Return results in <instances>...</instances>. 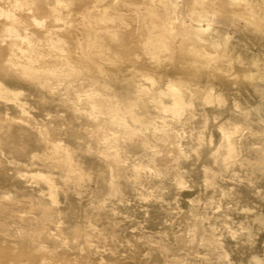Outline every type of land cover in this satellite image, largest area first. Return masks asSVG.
Segmentation results:
<instances>
[{
	"label": "rangeland",
	"instance_id": "rangeland-1",
	"mask_svg": "<svg viewBox=\"0 0 264 264\" xmlns=\"http://www.w3.org/2000/svg\"><path fill=\"white\" fill-rule=\"evenodd\" d=\"M176 1L181 6L176 13L179 23L182 25H192L194 27L198 26L201 29L203 28L199 34H197V31L193 33H196L195 35L200 37L203 35V42L199 41L200 39L197 38V36L192 35L194 36L192 38V36L185 35V37L181 31H177L178 33L175 32L173 34L174 42H172L174 43V46L171 44L172 42H170L167 49L161 48H166V45L162 46L161 44H157V42H155V44L152 43L151 46L146 45L147 49L151 47L149 51L145 48V50H143L144 45L141 46V49L140 45L142 44L135 46L137 51H132L131 55L127 54L126 52L116 53L112 49H108L107 51V48L105 47H103L105 49L102 47L96 48L94 53L98 56H103L105 62L103 68L108 72L117 71V69H119L123 71L124 76L127 78L140 77L141 75L143 76V74L148 78L150 77L149 79H147V77L141 78V83L143 85L145 84L144 88L146 90H149L152 86L154 87L152 82L156 81L157 78H160L158 83H160L161 88L165 89V81H171L173 77L175 82L177 79H179L181 82V78L183 77L182 81L185 83L187 82L185 87H183L186 98H188L193 104L189 106L190 108L186 107V113L188 110V115L182 118V120H185L186 124L184 125V129L187 131V134H185V142L182 141L181 144V146L184 147V149L181 147L185 153L184 156H182L181 160L179 159V162L175 168H172V166H169V164L165 166L166 168L162 165L161 167L158 166L161 170H165V173L157 174L158 176L153 173L149 174V171L147 172L144 170L136 171V173L134 170L133 174L132 164L144 158V150L143 147L140 146L141 142L139 141V138L135 137L131 142L126 141L125 143L120 141L118 144L120 145L121 143L120 146L125 147L124 152L121 153L123 160L125 159V165L121 164V169L118 173L119 176L116 177L119 183V193H114L110 187L112 177L109 174V171L106 170L107 167L104 166L102 159H98L97 161L94 156L91 157L88 154H86L88 157L86 158L88 160L85 159V162L88 163L87 166H89L90 163L91 165L88 168L85 162V165H83L85 173L90 176L89 180L85 182L81 188H76L77 190H74L75 192L71 190L72 186L70 190H67V192H64L66 190L63 191L62 189H54L53 192L56 194V197H58L59 200L58 205L53 206V204H51L50 197H47L48 191L43 188L42 182L40 183L39 181H35L29 176L24 175V178H20V182L23 181V184L21 183V190H18V192L13 191V189H10L11 191L5 189L7 192L9 191L7 194H5L6 191L3 189L2 192H5L3 194L0 190V198L3 197L4 200L3 202L0 199V204L2 205L4 203L3 205H6L3 207L5 209H3V211L5 213L8 212V216L11 215V217L7 219V221L10 220L9 222L14 223L15 221H18L17 217H23V222H25L26 227H29L28 216L32 215L33 213L35 215L33 214L30 216V218L33 216H38L39 214L41 215L39 209L36 210L34 207H31L34 208V210H30L29 206L39 203L44 207L50 205L47 207V209H49L50 212H53V214H55L54 212L57 213L58 211L59 215H57L59 217L57 218H63L61 222L60 220H57L56 223V219L54 220L55 222H48L44 228L45 234H43V238L41 237L40 239H35L33 241H28L25 239L21 240L20 238L18 239L14 232V234L11 232L12 234L8 235V239V236L4 235L3 232L0 231L1 248L8 249L12 253H15V255H20V253L22 254L23 250L25 251L24 256L19 257L21 264H42L41 260L37 259L39 255L34 252L35 250L33 248L35 246L38 248H46L45 250L48 251L46 253H50L48 256L50 258L52 257V264H264V31L261 30L264 27V14L259 13L260 10L263 12L264 7L258 4L257 6L256 3L258 2L253 0L255 3V6H253L254 9L250 3L243 10L245 16L239 19L238 16L228 15L227 10L229 9L227 8V1L224 3L216 2L217 4L215 3L216 6L213 10H204L199 8V15L197 14L192 16V18H189L185 14V12L189 9V0ZM142 7L143 6H140L139 8V10L141 9L139 14L144 11L143 9L145 7ZM249 7L251 8L250 10ZM7 9H9L8 4H6L5 1L3 2L0 0V10L5 11ZM217 9H220L221 12ZM234 9H236V11H242L240 7L238 9V7L235 6ZM215 10L216 12H214ZM145 12H148V10H145ZM253 13H256V15L253 16ZM179 15L180 17H178ZM142 16V14L139 15V20L141 23L140 25H142V32L144 33L148 32L150 29L151 22L149 23L150 20L148 17L146 18V22H141V20L144 19ZM144 16L146 17V14ZM116 17H119L120 20ZM116 17H114L116 19L113 18L114 22H111L112 19L107 20L109 22H107L109 24L108 26H113L115 30H117L116 28L120 29L122 23H120L121 19L124 20L125 18L126 20H129L134 16L133 14L124 13L122 14L121 18L118 15H116ZM41 18V16H38L39 20H41ZM0 22L5 23L3 18L0 19ZM208 25H210V27H208ZM258 25H260V27ZM144 26L146 28H144ZM184 38H186L188 41ZM5 39L7 40L9 38ZM192 39H196L199 42H195V47L193 46L194 41H192ZM225 40L227 50L224 54L217 50L213 51L212 46L209 44L211 41L222 44ZM153 45L156 46V50L158 48L160 50L158 49L156 51L152 47ZM176 45H178V47ZM180 45L181 47L183 45L185 48H182V50H184V54L188 55L190 60L193 58V65L191 64L192 60L190 62L187 56H185L184 60L182 61L181 58L184 57V54L182 53L183 51H181V48H179ZM191 45L193 46L192 49L190 48ZM197 46L202 48L204 51L206 50L205 52L207 53H212L211 56L209 54L210 58L207 56V61L209 63L211 61V65H217L218 63H223L225 65L229 60L232 62V68L230 67L232 71L229 67H227L229 70L228 73L224 72L227 69L226 67H223L224 69L222 70H215L214 68V70H209L207 68V70L204 71L206 69L205 67H207L203 64L205 62L204 58L201 59L202 56L200 57V54L198 53H196L198 54L197 56L193 55L195 53V50L193 49ZM186 47L191 49L188 50L187 53H185L187 50ZM169 48L171 50L175 48L174 54L175 52H181V57L179 54H175L176 57L177 55L179 56L176 58L177 60L179 59L178 61L174 59L175 57H173V51L169 50ZM100 49L106 50V53L102 50L100 51ZM152 49L155 51H151ZM142 50L146 53L142 52ZM147 51L151 53H147ZM216 52L221 55L219 56ZM6 54H10L12 56V52L4 53V55ZM14 54L16 55L15 58L18 60V62L22 63L25 61L23 56H21L17 50L14 51ZM151 54L154 55H152L153 58L151 57ZM222 55H228L227 59H225V57ZM155 56H157L156 59ZM171 57H173V60ZM188 61L189 63L186 65ZM198 61L199 63L197 64ZM167 62L172 63L170 65ZM253 62H255V64H253ZM201 63L204 67H202ZM168 64L171 67H169ZM178 64H184L185 67L179 66ZM190 64L192 66H190ZM145 69L151 70L146 71ZM171 69L173 72L177 70V77L174 76L175 72L173 73ZM202 69L204 72L201 71ZM194 70H196V72ZM181 71L185 73H182ZM190 71L193 72V75L195 73V76H193ZM164 75L167 77L169 76L170 79L164 77ZM171 75L172 77H170ZM207 75L209 79L212 78V80L207 79ZM184 77L186 78L184 79ZM191 79L195 82L193 83ZM145 80L151 82L149 83ZM197 80H199L198 83H200V85L196 83ZM201 80L204 82H201ZM177 83L179 82L177 81ZM196 84H198V86ZM12 85L13 84L11 83L9 86L7 84L8 87L15 89L16 87ZM63 86L64 85H62V87ZM191 88L195 91L192 92L190 90ZM110 89L111 96L113 95L112 97H114L113 89L111 87ZM154 89H156V87ZM204 89L206 91L208 89H212L215 95H221L224 97L225 104L223 103L222 106L217 105L216 103H206L200 96L202 94H200V91H203ZM95 91V88L85 85L78 89V95L81 97V99H85L88 94L96 95L97 93ZM112 99L116 101L117 97ZM146 100L150 101L148 96L145 98L143 97V102L140 101L142 105L140 106L141 103H139L135 108L137 110L134 109L135 114L139 110L138 112L140 115L138 113L136 115L141 117L144 122H148V115L145 112H142L140 107L153 106L152 103L148 104V101ZM166 100L168 99L165 98L164 101L166 102ZM12 104L13 103L11 102H7V105L5 104L4 106L7 109L10 108ZM4 106L0 103V108H2V110H5ZM26 107L29 110V114H33L31 116L29 115L30 117H43L48 121L53 118L50 114L38 115L35 109L36 105L32 101H28V105L26 104ZM8 113H10L12 116L14 115L13 118L17 121L15 112L8 110L7 114ZM58 114L62 116L61 113ZM167 120L171 122L169 118H167ZM236 122L241 123L242 125L245 123V127H242V129L245 128V130L239 132L237 134L238 136L235 135L231 138L232 142L237 144L236 154L238 161L230 164L227 170L224 168V166H222L221 162H215L214 165L212 157L218 148H221L218 149V151H222L220 154H226V151L222 148L223 135L221 134L220 127L229 131L232 129L231 125ZM55 126H57L56 133H61H59L60 137L58 139L60 140V138H62L65 143L70 142L67 135L65 137V134H68V130H70L67 123H65L64 126L61 124H55ZM176 128V130L179 129L178 127ZM93 130L94 129L91 126L84 128L82 131L83 133L81 134V136L84 138L81 137L79 140L75 141V144H77H74L76 148H80L82 150L81 147L83 146L85 148L89 140L90 144H93L91 146L96 148V141L94 143V139L90 138V136L94 133ZM117 131L118 133L120 131V133L116 135V139L119 141L121 140V137H123L124 131L121 128ZM239 134H241V138H239ZM198 136L201 140L200 143L196 140ZM237 140L239 141L237 142ZM63 141L62 144L64 143ZM101 142L102 141L98 142L100 147ZM125 145H129L127 146L128 150ZM104 148L108 153L112 150H115V148L110 149L109 146L107 147L106 145ZM86 149L87 148H85L84 151ZM33 150L36 151L37 149L33 148ZM127 151H129L130 154L132 153L131 156ZM2 155L3 158L1 159ZM16 155L12 156L7 151L6 155L5 153L0 152V168L7 166L9 173L15 172V169L20 167L18 161L19 156ZM5 156L6 158H4ZM93 158H95V160ZM1 160L4 161V164ZM9 161L11 164H9ZM96 164L98 166H96ZM206 165L211 168L212 175H208L206 170L205 172L203 171ZM243 165H247L248 167ZM124 168L126 170H124ZM39 170L46 171L45 169L41 168ZM99 170L101 172L97 173ZM174 175L181 177L182 182L184 183V186L182 185L183 188L185 187L184 189L182 186L180 187L177 185L176 177ZM54 178L55 181H57L58 174L55 175ZM106 180H109L110 182ZM204 180L208 181L209 185H207ZM28 182L30 183L28 184ZM137 184L139 186H137ZM25 185L26 188H30L28 189L30 192L25 188ZM125 185L129 186L126 187ZM176 186H179V188ZM105 188L106 191H104ZM107 189L109 191H107ZM22 190L23 194H19V192ZM44 190H46V192ZM123 190H125L124 192L127 194H122ZM145 191H149V195ZM39 192H41L40 194L42 196L38 194ZM151 193H153L152 195L154 196H152ZM27 195H33L32 197L34 198L28 197ZM64 195L66 197H64ZM36 196H39V198H35ZM96 197H98V199ZM109 197L111 199H109ZM120 197H122V199ZM4 198H6V200L8 199L13 201L7 200L5 203L6 200ZM96 201L97 203H95ZM78 202L81 203V206ZM100 202L103 203V208L98 210L96 207L98 206L97 204H100ZM73 204L76 207H83L84 212L80 210L81 208L74 207ZM72 205L74 208H76V210L73 209ZM55 206H57V209H55ZM67 207H71V210ZM9 208L12 210L10 209L9 211ZM6 209L8 210L6 211ZM88 211L89 214L87 213ZM107 211H109V213ZM95 213H97V215ZM90 214L91 217H89ZM70 216H72L73 219H79L77 223L80 225H78V227L81 229L82 234L80 237L81 239L77 240L75 244H70L72 243L70 241H72V230L75 229L77 223L75 224L74 222H76V220L74 219L73 221ZM65 218L71 219L64 221ZM66 221H69V224L66 223L67 225L73 226L70 228L65 223V226H62L63 222ZM92 222L95 224H92ZM107 222L109 224L106 225L105 223ZM110 224L116 227L114 228ZM84 225L86 226L85 228ZM89 225L91 227L95 225L94 229L89 227ZM106 227H109L110 229L107 230ZM90 228L91 231H94L93 234L90 231ZM95 228L97 230H95ZM84 229H86V235L89 234V236L87 235L88 237L86 236V238H84ZM85 239L88 240L85 242ZM210 239L214 242L212 241L211 243ZM59 242L64 243L61 245ZM87 242L89 246L87 245ZM21 243L24 244L21 245ZM76 243L78 245H76ZM163 249L166 252H164ZM8 261V264H20L17 263L15 259Z\"/></svg>",
	"mask_w": 264,
	"mask_h": 264
},
{
	"label": "bare ground",
	"instance_id": "bare-ground-1",
	"mask_svg": "<svg viewBox=\"0 0 264 264\" xmlns=\"http://www.w3.org/2000/svg\"><path fill=\"white\" fill-rule=\"evenodd\" d=\"M2 1L3 2L5 1V3L8 4L9 9L5 11L0 10V17H1L0 19L3 18L5 22V23L0 22V103L3 106L5 104L7 105V102H11L13 104L10 107L11 109L10 108L6 109L5 106H4L5 110H2V108H0V152L5 153L6 155V151H7L12 156L17 154L16 156H19L18 161H19L20 167H17L15 169L16 170L15 172L11 171L12 173H9L7 166L4 168H0V190L1 192L3 191V189L4 191H6L5 189L7 190L13 189V191L15 192H18V190L20 191L21 186H22L21 183L23 184V181L20 182V178L29 176L31 179H34L35 181H39L40 183L42 182L43 188L48 191L47 197L48 198L50 197L51 204H53V206L58 205L59 200H58V197H56V194H54L53 192L54 189L56 190L62 189L63 191L66 190L64 192H67V190H70L72 186L71 190L75 192L74 190L81 188L82 185L89 180L90 176H88L84 170V165L86 163L85 161L88 160L87 159L88 157L86 154H88L91 157L94 156L97 161L98 159L99 160L102 159L104 166L107 167L106 170L109 171V174L112 177L111 182L109 180H106V181L110 182V187L112 188L114 193H119L120 192L119 183L116 177L119 176L118 173L121 169V164L125 165L124 163L125 159L123 160V157L121 156V153L124 152L125 147L120 146L121 143L120 145L118 144L120 141L125 142V143L126 141L131 142L135 137L139 138V141L141 142L140 146L143 147L144 151L141 149L140 146L139 147L144 152L145 155L143 154L144 158L141 160L139 159L140 161H137V162L133 161L134 162V164H132L133 172L131 170L133 174H134V170H135V173L136 171L144 170L147 172L149 171V174L150 173L151 174L153 173L155 175L163 174L165 173L164 172L165 170L160 169L161 165L165 167L167 164H169V166L171 165L172 168H175L177 166L179 159L181 160L182 156H184L185 154L183 151L184 147H182L181 144H182V141L185 142L184 141L186 138L185 134H187V131L184 129V125L186 123H185V120H182V118L188 115L187 114L188 110L186 113V107L190 108L189 106L193 105L192 102L189 101L188 98H186V94L183 89V87H185L187 82L186 83L183 82L182 81L183 77H182L181 82L183 83H181L179 79L176 78L177 70L174 71L175 72L174 73L171 69V71L175 74V75L174 74L172 75L176 76L175 78L177 79L179 83H177V81L175 82L174 78L171 75L170 77H172L173 81L172 79L171 81L169 80L165 81L166 83L165 89L161 88L160 83H158L160 78L159 79L157 78L156 81L152 82L154 87L151 84L152 87L149 90H146L144 88L145 84L143 85L141 83V78H146L147 76L143 74V76L141 75L140 77L127 78L126 76H124L123 71L119 69H117V71L108 72L106 69L103 68V65L105 63L103 56L101 57L94 53L96 48L105 47L107 48L106 49L107 51L108 49H112L116 53L126 52L127 54L131 55L132 51L134 52L137 51L136 50L137 48L135 46L142 44L140 45V47L144 45L143 50H145L147 49L146 47L148 45L151 46V44L152 43L155 44V42H157V44L158 43L161 44L162 46L166 45V48L161 47V46L160 47L167 49L169 47L168 45L170 44V42L173 41V34L177 31H181V33L184 36L185 35L186 36H192V35L197 36V38L200 39L198 40L203 42L204 40L202 38L203 35L202 37H200L198 35H195L196 33L193 34L195 31H197L198 32L197 34H199L203 28L201 29L198 26L194 27L192 25H182L179 23L178 21L179 19L176 17V13L181 6L176 0H2ZM226 1L228 2L227 3L228 5L227 8L229 9L227 10L228 15L238 16L239 19L245 16V13L243 12V10L250 3L252 7L255 6V3L253 2V0H189V9L185 12V14L189 18H192V16H195L199 13L198 12L199 8H202L204 10H210V9L213 10L214 7L216 6L215 5L216 2L224 3ZM255 1L258 2L256 3V5L258 4L264 7V0H255ZM140 6L145 7L143 9L144 11L140 13L143 15L142 17L144 18L142 19L143 21L141 20V22H146L147 17L150 20L149 23L151 22L150 29L148 30V32H144V33L142 32L143 31L142 25H140L141 23L139 20V15H140L139 12H141L140 11L141 9L139 10ZM235 6L238 7V9L240 7L242 11H236V9H234ZM250 9L251 8L249 7V10ZM145 10L146 11L148 10L149 13L145 12ZM218 11H220V9ZM214 12H216V10ZM124 13L133 14L134 17H131V19L129 20H126L124 18L125 21L121 19L120 23L121 22L122 23H121L120 29L116 28L117 30H115L113 26L112 27H110L111 25L108 26L109 22L107 20L112 19L111 22H114L113 18L116 17V15L120 16L121 18L122 14ZM144 13L146 14V17L144 16L145 15ZM259 13L264 14V9H263V12L262 10H260ZM254 15H256V13H253V16ZM38 16L42 17L41 20L38 19ZM178 17H180V15ZM116 18L119 19V17H116ZM258 26L260 27V25ZM208 27H210V25H208ZM144 28L146 27L144 26ZM261 30L264 31V27ZM194 36H192V38ZM5 38H9L7 40H10V41H7ZM184 39L187 40L186 38ZM192 41H194L193 46L195 47L196 45L195 42H198V41L196 39L195 40L192 39ZM173 42L171 44L174 46ZM209 44L210 46H212L213 51L217 50V51H220L222 54L226 53V50H227L226 40L222 44L214 43L212 41ZM178 45L176 46L178 47ZM186 46H189V45H186ZM193 46L191 45L190 48L192 49ZM152 47L155 49L156 46L153 45ZM150 48H148L147 50L149 51ZM179 48H181V51H183L182 53L184 54V50H182V48H184L183 45L182 47L180 45ZM188 48L186 47L187 50L185 51V53H187L188 50H191L190 48L189 49ZM154 49H152L151 51H153ZM174 49L171 50L169 48V50L173 51V54L175 51ZM15 50H17L19 54L23 56L25 60L24 62L22 63L18 62V60L15 58L16 56L14 54ZM101 50L102 49H100V51ZM106 50H102V51L105 52ZM143 50L142 52H145ZM193 50H195V53L193 55L197 56L198 54H200V57L202 56L201 59L204 58L205 62L203 64L204 66H207L205 67L206 69L204 71H206L207 68L209 70L213 68L215 70L217 69L222 70L224 69L223 67L232 68L231 66L232 62H230L229 60L226 62L225 65L223 63H218L217 65L216 64L211 65L210 64L211 61L210 63L207 61L208 59L207 56L209 57V54L211 56L212 53L205 52L206 50L204 51L199 46H197ZM148 51L147 53H151ZM177 51H178V48H177ZM6 52L7 53L12 52V56L10 54H6L7 56L4 55V53ZM179 52H180V49H179ZM175 54H179L180 57L182 56L181 52L180 53L175 52ZM175 54L173 56L175 57L174 59L179 57L178 55L176 57ZM152 55L153 54H151V57ZM218 55L220 56L221 54L218 53ZM162 56H163V53H162ZM183 56L184 57L181 58L182 61L184 60L185 56L188 57V55L186 54H184ZM222 56L225 57V59H227L228 55L226 56L222 55ZM156 57L157 56H155V59ZM173 57H171L172 60H173ZM192 59L193 58H191V60ZM178 60L176 59V61ZM158 61H159V58H158ZM193 61L194 60H192L191 62L192 65H193ZM171 63L172 62H170L169 64L171 65ZM188 63L189 61L186 63V65ZM198 63L199 61L197 62V64ZM191 64L190 66H192ZM253 64H255V62H253ZM170 65L169 67H171ZM179 66H184V64L179 65ZM204 66L202 65V67ZM145 70L149 71L151 69H145ZM196 70L194 71L196 72ZM201 71L204 72L203 69ZM224 72L228 73L229 72L228 68ZM182 73H185V72H182ZM191 73L193 75V72ZM208 75H207V79H209ZM193 76H195V73ZM164 77L169 78V76L167 77L166 75H164ZM186 77H184V79ZM149 78L147 77V79ZM210 79L212 80V78ZM209 80H208V83H209ZM198 81L199 80H197L196 83H198ZM202 81L203 80H201V82ZM147 82L150 83L151 81H147ZM192 82L194 83L195 81H192ZM10 83L13 84L14 87L16 88L12 89L8 87ZM198 84L200 85V83ZM198 84L196 85L198 86ZM62 85L64 86L62 87ZM85 85L95 88L96 89L95 92L97 94L93 95V94L86 93L88 94L86 98L81 99V97L78 95V89H80L82 86H85ZM110 87L113 89L114 93L113 92L112 93L114 94V97H117L116 101L112 99L114 97H112L113 95L111 96ZM155 87L156 89H154ZM190 90L192 92L195 91V90H192V88ZM204 90L200 91V94L202 93L200 96L206 103H211V104L216 103L217 105H222L223 103L225 104L224 97H222L221 95H215L212 89H208L207 91L206 90L204 91ZM147 96L150 101L148 100L146 101H148V104L152 103L153 106L140 107L142 105L140 101L143 100V97L145 98ZM165 98L168 99L166 100V102L164 101ZM28 101H32L33 103H35L36 105L35 109L38 115L50 114L51 117L53 118L48 121L44 119L43 117H40V118H38L37 116L30 117L33 114L30 115L29 110L26 107V104L28 105ZM139 103H141L139 106L141 108V111L145 112L148 115V118H147L148 122H144V120L141 117L136 115L137 113L140 115V113L138 112L139 110L135 114V110H137L135 108L138 106ZM8 110H11V112H15L17 121L13 118L14 115L12 116L10 115V113L7 114ZM191 110H192V107H191ZM58 113H61L62 116H60ZM167 118H169L171 122H169ZM65 123H67L70 129L68 130L69 132L67 131L68 134H65V137L67 135L70 141L68 143L67 142L65 143L62 140V138H60L59 140L58 138L60 137L61 133L60 132H59L60 134L58 132L56 133L57 126H55V124L57 125L61 124L64 126ZM87 126L93 127L94 133L90 136V138L94 139V143L96 141L97 145L95 146L96 148H93L91 146L93 144H90L89 142L90 140H89L85 147L87 149L84 151L85 148L82 146L81 147L83 150L82 151L80 148H76L75 145L77 144H75L76 143L75 141L79 140L82 137L81 136V134L83 133L82 131ZM176 127H178L180 130L179 129L176 130L177 129ZM242 127H245V123L243 125L238 122L233 123L231 125L232 129H230L229 131L220 127L221 134L223 135L222 148L223 150L226 151V154H223V153L220 154V152L222 151H218V149H221V148H218L214 152L213 157H212V160L214 161V165H215V162H221L222 166H224V168L227 169L230 164L234 163L235 161H238L237 154H236L237 144L235 142H232L231 138L234 137L235 135L238 136L237 134L239 132L245 130V128L242 129ZM120 128L123 129L124 135L123 137H121V140L118 141L116 139V135L120 133V131L119 133L117 131ZM239 138H241V134H239ZM196 140L199 143L201 142L199 136ZM62 141L64 142L63 144H62ZM99 141H102L101 147L98 144ZM238 141L239 140H237V142ZM105 145L107 147L109 146L110 149L115 148V150H112L111 152L108 153L105 151L106 150L104 148ZM33 148L39 151L36 150L37 151L36 152L35 150H33ZM127 152L129 153V151ZM3 155L1 159L3 158ZM137 156H140V155H137ZM4 158H6V156ZM95 158L93 159L95 160ZM135 158H136V155H135ZM3 164H4V161H3ZM9 164H11L10 161H9ZM87 165L88 163H86V166ZM90 165L87 166V168L90 167ZM96 166L98 165L96 164ZM245 167H248V166L246 165ZM40 168L45 169L46 171H40L39 170ZM125 168L124 170H126ZM100 170L97 173H100L101 172ZM205 170L208 175L209 174L212 175V170L211 168L208 167V165H206L203 171L205 172ZM57 174H58V179L57 181H55L54 176ZM175 177H176L177 185H179L180 187L182 185L184 186V183L182 182L181 177L179 176L178 177L175 176ZM206 180H209V179H206ZM205 182L207 183V185H209L208 181H205ZM29 183L30 182H28V184ZM137 186L139 185L137 184ZM179 186H176V187L179 188ZM25 188H26V185H25ZM106 188L104 191H106ZM26 189L28 190L30 188H26ZM46 190L44 191L46 192ZM107 191L109 190L107 189ZM124 191L125 190H123L122 194L124 193L127 194ZM8 192L6 191V193L5 192H2V193L7 194ZM22 192L23 190L19 192V194H21ZM145 192L148 193L149 191H145ZM40 193L41 192H39L38 194ZM152 194L153 193H151V195ZM32 196H28V197H32ZM64 197L66 196L64 195ZM35 198H39V196H36ZM96 198L98 199V197ZM120 198L122 199V197ZM0 199L4 202L3 197H1ZM4 199L6 200V198ZM109 199L111 198L109 197ZM7 200L5 201V203L7 202ZM8 201H13V200H8ZM34 203H35V200H34ZM95 203H97V201ZM39 204H32L31 206H29L30 210L31 209L34 210V208L36 210L39 209L41 213V215L39 214L40 216L38 215L39 217L33 216L32 218H30V216H32L34 213L28 216L29 227H26L25 222H23V217H17L18 221H15L16 223L9 222L10 220L7 221V219L11 217L10 215L11 213L9 212L10 216H8L7 214L8 212L5 213L3 211L4 209L3 207L6 205L2 206L0 204V231H2L3 234L7 236L14 232L15 235L18 237V239L20 238L21 240L25 239L28 241H33L35 239H40L43 236V234H45L44 228L46 227L48 222L56 221L57 223V220H60L61 222L63 218L62 219L57 218L59 217L58 211L57 213L54 212L55 214H53V212H50L49 209H47V207L50 205H48L47 207H44L42 204L40 205ZM79 204L81 206V203ZM97 205H96L97 206L96 208L98 210H101L103 208L102 202H100V204H97ZM31 207H34V208H31ZM55 207H56L55 209H57V206ZM74 207L76 206L74 205ZM74 207L73 209L76 210V208L79 206H77L76 208ZM79 208H81L80 210L83 211V207H79ZM10 209L11 208H9V211ZM68 209L71 210V207ZM7 210L8 209H6V211ZM90 212H93V211H90ZM107 212L109 213V211ZM87 213L89 214V211ZM91 214L89 217H91ZM95 214L97 215V213ZM70 217L72 218V216ZM104 217H105V214H104ZM67 219L65 218L64 221ZM75 220L76 222L74 223L76 224L79 219H75ZM64 223L69 224V221L63 222L62 226H65ZM92 224H95V223L92 222ZM105 224L107 225L109 223L107 222ZM78 225L79 223H77V226L76 227L74 226L75 229L72 230L73 231L72 236H71L72 241H70L72 243L69 242L70 244H75L77 240L81 239L80 238L82 235L81 229H79ZM90 225L89 227H91ZM67 226L71 228V226L73 225H70V226L67 225ZM94 226H92L91 228L94 229ZM112 226L114 227V225ZM85 227L86 226L84 225V228ZM91 228H90V231H91ZM109 229L110 228L108 227L107 230ZM85 230L86 229H84V231ZM95 230L97 229L95 228ZM91 232L93 234L94 231H91ZM83 233H84V238H86L87 235L89 236V234L86 235V231ZM8 239H9V236H8ZM86 240L88 239H85V242ZM212 241L210 239L211 243ZM59 243L62 245L64 242L63 243L59 242ZM22 244L24 243H21V245ZM76 245L78 244L76 243ZM87 245H88V242H87ZM33 249L35 250L34 252H36L39 255L37 259L41 260L42 264H52V260H51L52 257L50 258L48 256V254L50 253H46L48 252L47 250H45L46 248H42V247L38 248L35 246ZM24 254H25L24 250L22 254L20 253V255H15V253H12L10 250L3 249L0 247V264H8L9 262L8 260H11V259H15L17 263L21 264L19 257L20 256L23 257Z\"/></svg>",
	"mask_w": 264,
	"mask_h": 264
}]
</instances>
